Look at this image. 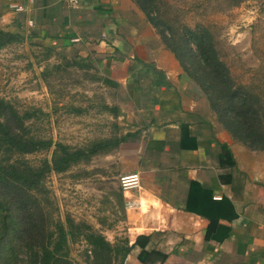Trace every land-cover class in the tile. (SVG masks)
I'll return each instance as SVG.
<instances>
[{
    "label": "crops",
    "instance_id": "1",
    "mask_svg": "<svg viewBox=\"0 0 264 264\" xmlns=\"http://www.w3.org/2000/svg\"><path fill=\"white\" fill-rule=\"evenodd\" d=\"M0 29L83 64L116 95L104 109L117 130L103 137L118 143L91 161L115 181L100 232L128 241L123 264H264V149L223 126L133 0H0ZM126 173L139 188H120Z\"/></svg>",
    "mask_w": 264,
    "mask_h": 264
},
{
    "label": "rangeland",
    "instance_id": "2",
    "mask_svg": "<svg viewBox=\"0 0 264 264\" xmlns=\"http://www.w3.org/2000/svg\"><path fill=\"white\" fill-rule=\"evenodd\" d=\"M148 5L159 6V11H153L156 19L165 20L172 27H160L165 36L172 37L175 44L187 31L202 36L213 46L218 61L227 67L233 85H244L264 103V0H153ZM157 33L161 36L158 30ZM53 51L19 40L0 49V96L19 115L27 114L24 118L27 135L81 147L113 134L118 119L104 109L105 101L116 98L112 89L106 91L98 74L86 71L83 64H72L70 58ZM190 58L196 62L194 55L190 54ZM206 66L210 72L211 67ZM194 69L202 72L195 65ZM190 79L195 85L194 79ZM238 100L235 97L232 102L227 96L235 109L236 104L241 105ZM53 148L25 153L23 159L35 166L49 159ZM91 160L92 157L64 172H50L44 177L47 192L39 196L44 199L41 205L51 220L49 229L54 228L55 221L66 226L67 218H71L79 226L78 231H85V225H89L104 235L100 225L108 221L101 216L102 191L112 195L116 185L114 179H101L103 160ZM17 231L18 228L12 230L8 239H13ZM122 240L123 236L110 242ZM21 248L11 260L30 264ZM67 259L71 264H94L93 253L82 233L68 240ZM106 261L102 259L97 264Z\"/></svg>",
    "mask_w": 264,
    "mask_h": 264
},
{
    "label": "trees",
    "instance_id": "3",
    "mask_svg": "<svg viewBox=\"0 0 264 264\" xmlns=\"http://www.w3.org/2000/svg\"><path fill=\"white\" fill-rule=\"evenodd\" d=\"M133 1L161 33L163 42L174 53L181 67L207 96L223 126L248 147L264 149V103L256 99L244 85H233L227 67L218 61L211 43L187 31L181 34L180 42L175 44L172 37L165 36L160 30L161 26L165 29L172 27L165 20L159 22L156 19L159 6L152 8L153 4L150 8L148 4L153 0ZM153 11H156L155 15ZM15 41H18L15 34L0 29V49ZM190 54L195 56L196 62L189 59ZM193 64L202 72L197 73ZM206 64L211 67L210 72ZM227 96L232 102L235 97L238 98L241 105L236 104L235 109L234 104L232 106L227 101ZM26 116V113L19 115L13 105L0 96V264H19L11 259L21 247L30 264H71L67 259L68 240L81 233L93 253L94 264L100 263L102 259L107 260L104 264H123L130 250L126 239L111 243L89 225H85V231L80 232L79 226L71 218H67L66 226L55 221L54 228L49 229L51 220L48 211L41 205L44 199L39 196L47 192L43 179L48 173L64 172L81 161H88L92 156L115 146L118 140L104 138L87 146L73 147L58 141L39 139L27 135L24 126ZM51 146L54 148L50 158L43 159L35 166L23 159L25 153ZM17 228L14 238L8 239L10 232Z\"/></svg>",
    "mask_w": 264,
    "mask_h": 264
},
{
    "label": "built area",
    "instance_id": "4",
    "mask_svg": "<svg viewBox=\"0 0 264 264\" xmlns=\"http://www.w3.org/2000/svg\"><path fill=\"white\" fill-rule=\"evenodd\" d=\"M62 1L70 7H75L80 3L81 0H62ZM14 6H17V4L14 3ZM118 180H119L120 188L123 191L139 188L141 184V179L138 173L121 174ZM139 204H140L139 200L133 198H126L124 201V206L126 209L136 208L137 206H139Z\"/></svg>",
    "mask_w": 264,
    "mask_h": 264
}]
</instances>
